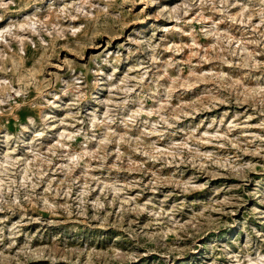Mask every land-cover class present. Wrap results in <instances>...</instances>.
<instances>
[{"label": "rangeland", "instance_id": "obj_1", "mask_svg": "<svg viewBox=\"0 0 264 264\" xmlns=\"http://www.w3.org/2000/svg\"><path fill=\"white\" fill-rule=\"evenodd\" d=\"M0 264H264V0H0Z\"/></svg>", "mask_w": 264, "mask_h": 264}]
</instances>
